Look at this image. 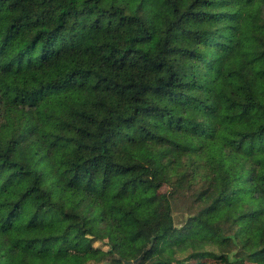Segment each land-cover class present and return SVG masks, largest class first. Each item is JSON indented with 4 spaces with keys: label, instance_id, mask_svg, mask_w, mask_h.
<instances>
[{
    "label": "trees",
    "instance_id": "16d2710c",
    "mask_svg": "<svg viewBox=\"0 0 264 264\" xmlns=\"http://www.w3.org/2000/svg\"><path fill=\"white\" fill-rule=\"evenodd\" d=\"M141 254L264 264V0H0V264Z\"/></svg>",
    "mask_w": 264,
    "mask_h": 264
},
{
    "label": "rangeland",
    "instance_id": "374dc122",
    "mask_svg": "<svg viewBox=\"0 0 264 264\" xmlns=\"http://www.w3.org/2000/svg\"><path fill=\"white\" fill-rule=\"evenodd\" d=\"M184 203H176L173 205V219H174V225L176 227H180L188 217L186 210H185ZM94 246L98 248H102L104 250L107 249V247L100 243V242H94ZM190 264H193L192 262Z\"/></svg>",
    "mask_w": 264,
    "mask_h": 264
},
{
    "label": "water",
    "instance_id": "95a60500",
    "mask_svg": "<svg viewBox=\"0 0 264 264\" xmlns=\"http://www.w3.org/2000/svg\"><path fill=\"white\" fill-rule=\"evenodd\" d=\"M142 256H143V254H141L137 259L132 260V261L124 260V261H123V264H135V263H137L138 261L141 260Z\"/></svg>",
    "mask_w": 264,
    "mask_h": 264
}]
</instances>
